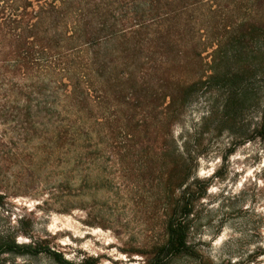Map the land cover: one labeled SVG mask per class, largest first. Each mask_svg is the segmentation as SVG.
I'll return each mask as SVG.
<instances>
[{"label": "rangeland", "instance_id": "374dc122", "mask_svg": "<svg viewBox=\"0 0 264 264\" xmlns=\"http://www.w3.org/2000/svg\"><path fill=\"white\" fill-rule=\"evenodd\" d=\"M209 52L197 58V74L210 62ZM260 61L258 52L230 55L229 67L244 62L252 69L228 85L215 81L198 88L170 128L160 126L157 144L147 149L112 146L109 133L91 135L98 145L82 152L79 168L70 166L73 175L83 171L86 187L69 190H55L59 167L49 136L39 130L37 96L26 99L19 77L13 88L0 78V243L36 247L24 254L1 253L0 263L60 264V255L74 264L85 259L144 264L151 246L166 239L165 218L187 184L196 181L197 190L198 180L208 187L192 211L194 255L168 264H264ZM155 155L158 161L151 160Z\"/></svg>", "mask_w": 264, "mask_h": 264}, {"label": "trees", "instance_id": "16d2710c", "mask_svg": "<svg viewBox=\"0 0 264 264\" xmlns=\"http://www.w3.org/2000/svg\"><path fill=\"white\" fill-rule=\"evenodd\" d=\"M208 50L207 73L197 74V58ZM237 52L260 53L264 71V0H0V78L13 88L19 77L26 99L37 96L39 130L59 167L55 190L86 187L83 171L73 175L70 166L79 168L82 152L98 145L91 135L109 133L112 146L157 144L160 126L169 129L198 88L228 85L252 69L227 65ZM195 182L165 218L166 239L151 246L144 264L194 255L192 211L208 187L197 180L196 190ZM35 249L0 243V254Z\"/></svg>", "mask_w": 264, "mask_h": 264}]
</instances>
